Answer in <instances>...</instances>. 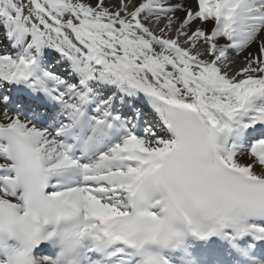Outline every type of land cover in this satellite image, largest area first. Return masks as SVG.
I'll return each mask as SVG.
<instances>
[{
	"label": "snow or ice",
	"instance_id": "snow-or-ice-1",
	"mask_svg": "<svg viewBox=\"0 0 264 264\" xmlns=\"http://www.w3.org/2000/svg\"><path fill=\"white\" fill-rule=\"evenodd\" d=\"M0 264H264V0H0Z\"/></svg>",
	"mask_w": 264,
	"mask_h": 264
},
{
	"label": "bare ground",
	"instance_id": "bare-ground-1",
	"mask_svg": "<svg viewBox=\"0 0 264 264\" xmlns=\"http://www.w3.org/2000/svg\"><path fill=\"white\" fill-rule=\"evenodd\" d=\"M50 59L52 60V63L55 64L56 59H58V54L53 55L52 57H50ZM61 70H63V69H61ZM136 107L141 108V110L145 113V118L146 119L151 117V115H152L151 109L146 104H144L141 101H137L136 102Z\"/></svg>",
	"mask_w": 264,
	"mask_h": 264
}]
</instances>
